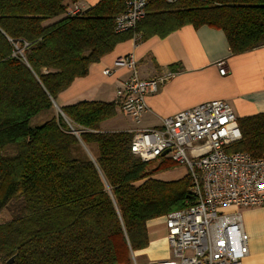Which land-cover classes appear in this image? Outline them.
Listing matches in <instances>:
<instances>
[{"label":"trees","instance_id":"1","mask_svg":"<svg viewBox=\"0 0 264 264\" xmlns=\"http://www.w3.org/2000/svg\"><path fill=\"white\" fill-rule=\"evenodd\" d=\"M78 0H0V264H132L148 246L147 222L190 201L189 174L154 175L176 163L132 154V132L100 131L115 102L59 105L58 94L131 32H114L122 0H99L71 14ZM184 24L221 29L231 53L264 44V0H149L135 31L163 37ZM26 41L12 56V43ZM58 104L60 113L31 120ZM229 151L260 155L264 114L237 119ZM93 148V150L91 149Z\"/></svg>","mask_w":264,"mask_h":264},{"label":"built area","instance_id":"2","mask_svg":"<svg viewBox=\"0 0 264 264\" xmlns=\"http://www.w3.org/2000/svg\"><path fill=\"white\" fill-rule=\"evenodd\" d=\"M149 0H122L123 10L116 15L114 32H131L145 16ZM173 3L177 0H165ZM12 43V56L25 61L26 41ZM105 75L123 67L127 76L115 89L114 102L133 119L148 108L145 97L172 75L141 77L132 53L118 55ZM225 74L223 61L216 63ZM241 137L237 117L224 99L202 101L161 120L159 127L132 132L129 150L142 161L170 158L187 167L191 180L190 201L164 217L171 257L149 264H241L247 254V234L242 229L241 207L264 204V133L259 156L246 151H229ZM166 150L165 154H162Z\"/></svg>","mask_w":264,"mask_h":264},{"label":"crops","instance_id":"3","mask_svg":"<svg viewBox=\"0 0 264 264\" xmlns=\"http://www.w3.org/2000/svg\"><path fill=\"white\" fill-rule=\"evenodd\" d=\"M98 1L78 0L69 4L68 10L71 14L83 12ZM128 53L133 54L142 77H155L166 71L172 75L158 84L156 91L146 95L148 109L137 121L122 113L115 103L116 113L99 123L100 131L132 132L140 128L159 127L163 117L211 99L226 100L237 119L264 114V44L231 53L221 29L207 25L194 27L191 24H184L163 37L153 35L135 41L130 36L119 42L110 52L90 63L84 76L76 77L61 91L57 103H114L115 89L127 76V71L119 67L112 74L105 75L102 70L113 67L116 56ZM218 61L224 62V75L218 72ZM239 211L248 246L241 264H264V204L241 207ZM154 220L148 221L147 227ZM160 231L163 234L152 237L148 229V246L132 252L134 261L137 252H146L150 248L153 253L151 261L168 257L165 229Z\"/></svg>","mask_w":264,"mask_h":264},{"label":"rangeland","instance_id":"4","mask_svg":"<svg viewBox=\"0 0 264 264\" xmlns=\"http://www.w3.org/2000/svg\"><path fill=\"white\" fill-rule=\"evenodd\" d=\"M165 1V0H164ZM166 2V1H165ZM145 15H146V12H145ZM145 17V16H144ZM143 17V18H144ZM142 18V19H143ZM141 19V20H142ZM140 20V21H141ZM139 21V22H140ZM138 22V23H139ZM137 23V24H138ZM137 26V25H136ZM136 32V31H135ZM140 39V34L137 32V40ZM141 76V75H140ZM142 77V76H141ZM144 78H147V77H144ZM58 106V104L56 105ZM53 105V108L49 111V112H43L41 114H38L37 116H35L34 118H32L31 120V123L32 124H38V123H41L42 121H44L45 119H47L49 116H51L52 114H56V113H59L57 107ZM140 117V116H139ZM139 119V118H138ZM137 119V120H138ZM136 120V119H134ZM136 120V121H137ZM162 120V119H161ZM147 128V127H146ZM142 129V128H140ZM137 130V129H136ZM135 131V130H134ZM133 132V131H132ZM93 150V148H91ZM188 173V170H187V167L184 165V164H179V163H176L175 166H173L172 168H169V169H166L164 171H161L159 173H157L156 175H154V177L156 179H159V180H163V181H168V180H174V179H178L180 177H182L183 175L187 174ZM190 177V176H189ZM13 213H15V209L13 207V204L12 203H9L5 208H3L0 212V223H3V222H6L8 220H10L12 218V215ZM148 229H149V232L150 234L153 236H156V235H161L163 234V231L161 232L160 230L162 229H165V226H164V220L163 219H159L157 218L156 220L150 222L148 224ZM165 237H166V229H165ZM167 240V239H166ZM168 243V242H167ZM168 245V244H167ZM152 249H148L146 252H137L136 255H135V261L132 260V264H149L150 262H152L150 259V256L151 254H153L152 252ZM168 257L167 258H170L171 257V251H170V247L168 245ZM9 259V258H8ZM6 259L4 262H2L1 264H10V263H7V260ZM166 259V258H165ZM162 260V259H161ZM150 261V262H149ZM157 261V260H156ZM149 262V263H148Z\"/></svg>","mask_w":264,"mask_h":264},{"label":"water","instance_id":"5","mask_svg":"<svg viewBox=\"0 0 264 264\" xmlns=\"http://www.w3.org/2000/svg\"><path fill=\"white\" fill-rule=\"evenodd\" d=\"M53 105L56 106V103L54 101H53ZM56 107H57L59 113L64 117V114L60 111L59 107L58 106H56ZM165 153H166V150L164 152H162V154H165ZM12 260H13V256L9 257V259L7 260V263H11Z\"/></svg>","mask_w":264,"mask_h":264}]
</instances>
